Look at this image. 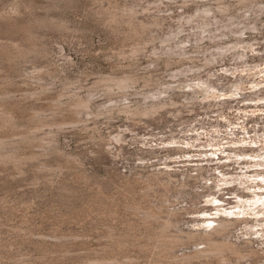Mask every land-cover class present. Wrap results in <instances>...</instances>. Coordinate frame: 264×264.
<instances>
[{
  "label": "clouds",
  "instance_id": "1",
  "mask_svg": "<svg viewBox=\"0 0 264 264\" xmlns=\"http://www.w3.org/2000/svg\"><path fill=\"white\" fill-rule=\"evenodd\" d=\"M74 3L65 10L45 0L36 24L55 25L56 36L15 46L14 61L48 63L25 60L0 82V101L24 105L20 119L0 124V166L20 176L29 165L76 174L86 215L100 221L103 264H264V222L237 230L233 213L220 212L250 203L242 197L251 191L260 206L245 215L264 216V134L252 145L241 126L258 116L264 128V107L238 114L235 105L209 103L264 87V64L241 71L249 55L264 54V0ZM93 32L97 45L86 47ZM227 76L235 83L220 89ZM249 102L264 106V97ZM5 229L0 264H97L75 248L90 235L38 233L22 221Z\"/></svg>",
  "mask_w": 264,
  "mask_h": 264
},
{
  "label": "rangeland",
  "instance_id": "2",
  "mask_svg": "<svg viewBox=\"0 0 264 264\" xmlns=\"http://www.w3.org/2000/svg\"><path fill=\"white\" fill-rule=\"evenodd\" d=\"M53 3L65 10L79 6L74 3V0H48L49 6ZM44 4L45 0H0V82L7 77H14L16 75L12 71L14 65H23L25 60L31 61L33 64L48 63L47 58L35 55L13 60L15 46L20 49H29L34 43L46 44L56 36L55 25L49 24L46 27H38L36 24L37 19L43 14L37 13L35 10ZM17 11L19 15L16 14ZM51 15L58 17L61 13L53 12ZM97 40L98 37L94 32L84 37L86 47L97 45ZM262 50H264V45L257 48L258 52ZM225 63L227 64V60ZM246 63L241 71H249L253 67L264 64V54L249 55ZM220 79V89H226L230 84L235 83L231 76ZM238 79H248L249 83L253 82L246 77H238ZM42 83L47 85L51 83V80L47 75H43ZM259 97H264V87L257 88L252 92L233 95L226 101H209V103L235 105L238 114H246L249 111L259 110V107H264L252 102L244 103V101H254ZM0 103L4 105L0 108V124L10 118L20 119L23 116V103L18 108H12L7 101H0ZM215 110L217 109L213 108V111ZM258 121V116L249 117L241 125L247 132V139L251 141L252 145L258 143L257 139H253L254 135L259 137L264 134V128L259 126ZM254 123L256 124L255 133L250 127ZM245 154L254 157L251 149ZM188 156H191L190 152ZM214 158L219 159V154ZM167 163L168 167L171 168L172 161ZM242 163L247 162L242 161ZM48 165L56 167V158L50 159ZM23 171L26 174L20 176L15 169L0 166V230H6L5 226L13 222L22 221L31 230L38 233L90 235L92 238L86 244L76 245L75 248H83L88 257L95 259L97 264H102L106 258V252L105 241L102 239V234L97 231L100 221L96 216L88 218L82 207L86 198V190L80 178L68 170H65L63 174L56 172L36 173L31 165L25 167ZM252 171L259 172L260 169L250 170L248 174L250 175ZM170 175L173 180L180 179L179 172H171ZM242 199L251 202L246 203L243 207L237 205L235 208L220 209V212H232L233 218L238 217L239 221L241 219L240 224L239 221L237 223V230H259L258 225L264 222V216H261L259 212L255 216L245 215V213H252L259 208V193L253 196L249 191ZM217 215L219 216V213ZM242 220L244 221L242 222ZM35 244L44 250L52 247L51 244L41 241H36ZM60 264H65V262L61 261Z\"/></svg>",
  "mask_w": 264,
  "mask_h": 264
},
{
  "label": "bare ground",
  "instance_id": "3",
  "mask_svg": "<svg viewBox=\"0 0 264 264\" xmlns=\"http://www.w3.org/2000/svg\"><path fill=\"white\" fill-rule=\"evenodd\" d=\"M220 219H227L228 217H219ZM238 218V217H237ZM237 218H233V217H231V219H233V220H235L236 221V224L238 223V219ZM246 220V219H245ZM244 220H242V222H243ZM240 222H241V219H240V221H239V224H240ZM246 222V221H245ZM212 243L213 244H221L222 243V241L220 240V238L219 237H216V238H213V240H212ZM99 263V262H98ZM103 264V263H102Z\"/></svg>",
  "mask_w": 264,
  "mask_h": 264
}]
</instances>
